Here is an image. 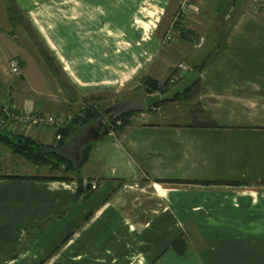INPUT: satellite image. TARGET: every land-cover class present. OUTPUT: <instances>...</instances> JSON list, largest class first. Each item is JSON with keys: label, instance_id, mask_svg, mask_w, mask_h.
Listing matches in <instances>:
<instances>
[{"label": "crops", "instance_id": "0c3cea01", "mask_svg": "<svg viewBox=\"0 0 264 264\" xmlns=\"http://www.w3.org/2000/svg\"><path fill=\"white\" fill-rule=\"evenodd\" d=\"M254 1L196 0L165 42L179 0H0V100L17 111L79 112L180 75V64L200 73L190 98L92 139L68 179L0 178V264H264V8ZM205 116L221 127L192 126ZM3 127L57 143L50 127ZM180 237L184 254L172 247Z\"/></svg>", "mask_w": 264, "mask_h": 264}, {"label": "trees", "instance_id": "16d2710c", "mask_svg": "<svg viewBox=\"0 0 264 264\" xmlns=\"http://www.w3.org/2000/svg\"><path fill=\"white\" fill-rule=\"evenodd\" d=\"M180 23L181 22L176 23L177 27H180V25H179ZM144 84H145L146 92H147V89H150L152 92H155V91L163 90L165 85H166V82H162V83L157 82L154 79H152L151 77H148L145 80ZM194 86L191 87L190 89H188L186 92L178 95L172 101L159 103V104H157L156 107L164 106L168 103L177 101L179 99L190 98V96L194 92V88H195ZM88 106L93 107L94 104L91 103ZM96 109H100V108H98V105L93 107L92 109H89L86 113V116L87 115L88 116L86 117L83 115L84 118H83V116H80V115L77 116L76 115L75 118L73 119V121L67 127H64L60 130L63 138L53 146L42 144V143L36 141L35 139H33L31 136H28V135L15 134L12 131L6 130L5 127H1V126H0V143L3 144L8 149H10L13 154H17V155H20L22 157H25L27 160L32 161L36 165H43V164H51L53 166L64 165L67 170H73L76 173V172H78L81 165H83L87 161L88 154H89L90 149H91V144L89 143V144L85 145L83 152L79 157L78 165H75L73 163V161H71V158L63 155L60 152L61 151L60 144H61L62 140L64 141L68 137L70 132H72V130H74V128L76 127V124L84 125L88 122V120L90 119L91 116L100 114V112H98V111L95 112ZM140 110H146V109H140ZM140 110H133V111L127 112L121 118H116L113 121H111L112 118L108 116L106 120H108L107 123L109 124L110 129H113L115 127V123H117V120L122 121L121 125L128 124V119L130 118V116L132 114H134V112L140 111ZM147 110H152V108H148ZM103 111H104V109H103ZM121 125H119V126H121ZM192 126L221 127L217 123V121L213 120L209 116H205L204 121L195 120L194 123H192ZM7 177L8 178H33V179H68L69 178L67 176H53V175H46V176L24 175L23 176V175H16V174L8 175V174H1L0 173V178H7ZM172 247L177 252H179L180 254H184L188 249V244L184 238L180 237V238L176 239L175 241H173Z\"/></svg>", "mask_w": 264, "mask_h": 264}, {"label": "rangeland", "instance_id": "374dc122", "mask_svg": "<svg viewBox=\"0 0 264 264\" xmlns=\"http://www.w3.org/2000/svg\"><path fill=\"white\" fill-rule=\"evenodd\" d=\"M254 3V2H253ZM254 7V4H253ZM255 11H260L262 8L257 9L254 7ZM171 14L166 15V21L165 24H170L172 18L170 17ZM172 24V23H171ZM169 26V25H168ZM177 26V25H176ZM179 35V34H178ZM193 43H196V40L193 41ZM177 76H170L168 79L164 80L166 82V86L168 87V90L165 91L164 93H167L169 90H171L174 86H176L178 83H173V79ZM137 96H146V90L141 89V90H135L131 91L129 93H120L119 95L117 94H108L107 96L102 97L99 101L96 102L95 99L93 101H90L89 103H86V105H90L91 103L94 104L93 107L98 105V108L96 111L100 112V114L91 116L88 122L84 125L76 124V128L70 132L68 135L67 139V146L68 148L62 149L60 152L71 158V161L75 165H78L79 162V157L83 152V149L85 145L89 144V142L93 139L92 136L89 134V131L91 128L98 126V123L100 120H106L107 115L104 113L103 109L115 102L122 101L125 99H129L132 97H137ZM184 106L183 104H180ZM92 106L89 107L87 106L86 108L82 109L79 112H74L80 116H86V113L89 109L93 108ZM185 107V106H184ZM184 109V108H183ZM83 116V118H84ZM88 116V115H87ZM86 116V117H87ZM116 126V125H115ZM8 130L7 128H5ZM6 173V172H11L16 175H53V176H67L70 177L72 175H75V171L73 170H67L64 165L60 166H53L51 164H43V165H36L30 160H27L25 157H22L17 154H13L10 149L5 147L3 144L0 143V173Z\"/></svg>", "mask_w": 264, "mask_h": 264}, {"label": "built area", "instance_id": "2783aa9c", "mask_svg": "<svg viewBox=\"0 0 264 264\" xmlns=\"http://www.w3.org/2000/svg\"><path fill=\"white\" fill-rule=\"evenodd\" d=\"M196 0H179V7L173 15V21L170 27L168 28L165 36V42H174L179 37L176 23L183 22V19L189 12H193L196 8ZM254 7L257 9L264 8V0H255ZM179 67L182 70H190L184 64H180ZM11 72L15 76H19L22 73L21 61L17 58H13L10 61ZM181 79V76L177 74L173 83H178ZM168 90V87L165 85L163 90L155 91L153 94H165L164 92ZM87 107V106H86ZM85 107V108H86ZM152 109H156L152 108ZM81 111V110H80ZM77 114L74 112H68L64 114H47L42 112L35 111H17L13 105L6 101L0 100V126H5L8 121L11 124H17L20 126H33L38 128L50 127L54 129L56 133L57 142L60 141L62 137L61 129L67 127L75 118ZM108 120H106L107 122ZM122 121L117 120L115 125H121ZM111 125V124H110ZM112 130V129H111Z\"/></svg>", "mask_w": 264, "mask_h": 264}, {"label": "water", "instance_id": "95a60500", "mask_svg": "<svg viewBox=\"0 0 264 264\" xmlns=\"http://www.w3.org/2000/svg\"><path fill=\"white\" fill-rule=\"evenodd\" d=\"M181 82L174 86L167 93L159 95L153 94L150 89H147L146 96H137L122 101L112 103L104 108V112L107 116L111 117L113 121L116 118H121L127 112L140 109L155 108L157 104L163 102H170L175 99L178 95L186 92L188 89L193 87L200 79V73L196 70H183L180 74ZM92 138L98 140L110 134L111 129L109 124L100 120L97 127L91 128ZM94 188V183L88 181L85 184V195L84 198Z\"/></svg>", "mask_w": 264, "mask_h": 264}, {"label": "flooded vegetation", "instance_id": "af4514ba", "mask_svg": "<svg viewBox=\"0 0 264 264\" xmlns=\"http://www.w3.org/2000/svg\"><path fill=\"white\" fill-rule=\"evenodd\" d=\"M91 131V130H90ZM89 131V134L92 136V133Z\"/></svg>", "mask_w": 264, "mask_h": 264}]
</instances>
